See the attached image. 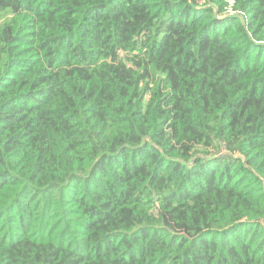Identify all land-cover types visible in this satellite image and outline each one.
I'll list each match as a JSON object with an SVG mask.
<instances>
[{"label":"trees","instance_id":"trees-1","mask_svg":"<svg viewBox=\"0 0 264 264\" xmlns=\"http://www.w3.org/2000/svg\"><path fill=\"white\" fill-rule=\"evenodd\" d=\"M0 264H264V0H0Z\"/></svg>","mask_w":264,"mask_h":264}]
</instances>
